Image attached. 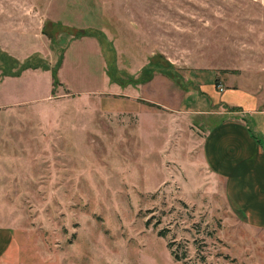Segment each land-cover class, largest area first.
Returning a JSON list of instances; mask_svg holds the SVG:
<instances>
[{"label":"rangeland","instance_id":"rangeland-1","mask_svg":"<svg viewBox=\"0 0 264 264\" xmlns=\"http://www.w3.org/2000/svg\"><path fill=\"white\" fill-rule=\"evenodd\" d=\"M0 27V77L41 71L0 88L25 104L0 167L24 264H264L204 166L220 118L196 114L208 92L264 110V0H0Z\"/></svg>","mask_w":264,"mask_h":264},{"label":"crops","instance_id":"crops-1","mask_svg":"<svg viewBox=\"0 0 264 264\" xmlns=\"http://www.w3.org/2000/svg\"><path fill=\"white\" fill-rule=\"evenodd\" d=\"M3 31L0 27V39H5L1 34ZM27 72L41 73L38 70H26L21 73V76ZM43 72H48L51 76L49 71ZM215 76V82H218L219 76L216 73ZM16 78L18 77H0V88H5L8 81ZM196 85L200 87V84ZM224 92L225 89H222L221 93ZM209 95L208 92L202 96H207L211 104L219 108L213 112L208 109L207 111H196V114L220 119L212 121L205 131L201 149L204 166L208 175L222 185L224 198L229 207L242 216L249 228L264 234V132H258V135L262 136L261 139L248 128L247 121L250 116H264V110H255L251 108V101H246L244 107L239 106L243 110L241 114L244 116L242 117L246 119L238 118L237 112L226 109L231 107L226 102L220 100L218 104L214 103ZM36 102L38 101H29L30 104H36ZM4 103L5 101L0 99V167L8 153L4 156L5 132L12 130L8 126H3L8 119L6 113H9L11 109L25 106L18 96L12 105ZM22 129L23 127L20 131ZM39 134H41L40 130ZM13 177H10L8 183ZM1 216L4 215L0 212V264H24L15 234L16 230L6 224L5 218Z\"/></svg>","mask_w":264,"mask_h":264},{"label":"trees","instance_id":"trees-1","mask_svg":"<svg viewBox=\"0 0 264 264\" xmlns=\"http://www.w3.org/2000/svg\"><path fill=\"white\" fill-rule=\"evenodd\" d=\"M76 33V32H75ZM22 73V72H21ZM20 73V74H21ZM18 74L19 73H17L15 76H17L18 77ZM20 74H19V76H20ZM51 77H52V84L53 85H55V83L57 82L56 80H55V77H56V75H55V72L53 73L52 72V74H51ZM231 111V110H230ZM158 236L159 237H164L165 236V234L163 233V232H159L158 233ZM172 246H174V242H171V243H169L168 245H167V248L168 249H170V255L173 257V259L175 260V261H181L183 258H186L185 256H179L178 254H177V252L176 251H174L171 247Z\"/></svg>","mask_w":264,"mask_h":264}]
</instances>
